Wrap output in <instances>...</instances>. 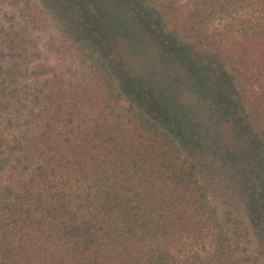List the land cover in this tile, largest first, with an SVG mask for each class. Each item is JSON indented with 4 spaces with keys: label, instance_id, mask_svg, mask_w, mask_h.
I'll return each instance as SVG.
<instances>
[{
    "label": "trees",
    "instance_id": "1",
    "mask_svg": "<svg viewBox=\"0 0 264 264\" xmlns=\"http://www.w3.org/2000/svg\"><path fill=\"white\" fill-rule=\"evenodd\" d=\"M0 264H264V0H0Z\"/></svg>",
    "mask_w": 264,
    "mask_h": 264
},
{
    "label": "rangeland",
    "instance_id": "2",
    "mask_svg": "<svg viewBox=\"0 0 264 264\" xmlns=\"http://www.w3.org/2000/svg\"><path fill=\"white\" fill-rule=\"evenodd\" d=\"M114 1H116V2H120V0H114ZM122 1V0H121ZM124 3V2H123ZM125 5H126V3H125Z\"/></svg>",
    "mask_w": 264,
    "mask_h": 264
}]
</instances>
